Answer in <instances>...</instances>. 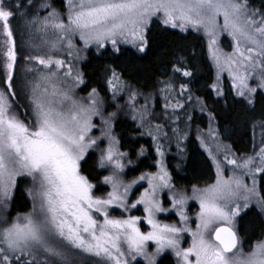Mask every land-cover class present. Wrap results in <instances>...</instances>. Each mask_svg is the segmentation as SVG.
Masks as SVG:
<instances>
[{
    "label": "snow or ice",
    "instance_id": "6c2138e0",
    "mask_svg": "<svg viewBox=\"0 0 264 264\" xmlns=\"http://www.w3.org/2000/svg\"><path fill=\"white\" fill-rule=\"evenodd\" d=\"M40 7L51 10L46 16H33L27 26L45 33L53 30L57 39L51 42V47L55 49L67 41L69 56L73 54L72 37L76 35L85 47L96 44L99 49L110 42L119 52L117 45L123 42L144 52L148 45L147 27L153 17L162 15V23L173 28L179 27L182 31L203 29L208 37L210 57L218 69L217 81L219 73L227 70L236 95L249 105L255 103L257 89H264V12L250 8L248 0H66V16L47 0ZM14 17L11 7L5 0H0V28L5 37L4 87H0V224L5 226L0 228V264H50L48 258H52L51 264H74L70 258L74 251L98 257L104 264H129V257L132 260L143 257L147 264H156V256L165 250L174 253L178 264H264V240L256 241L251 250L245 252L234 230L236 218L241 213L239 200L244 201L243 208L246 209L255 197L258 206L264 209V197L257 192L256 180L253 178L250 188L235 174L236 169H245V174L254 175L255 157L241 158V162L229 159L230 147L217 143L216 153L223 151L224 160L233 166V175L225 178L220 161L211 148H206L216 168V179L204 188L193 185L191 196L184 190L175 189L162 161L157 162L156 173H142L130 183H124L120 177L129 154L119 150L120 141L112 134L116 113L103 115L100 109L103 102L95 88L88 94L87 104L73 98L72 89L83 84L84 79L79 71L73 75L71 64L61 81L65 87H61L56 77L57 72L65 68L64 60L53 59L51 55L28 57L49 70L26 85L30 89L32 126L13 111L12 101L17 95L14 88L17 52L10 20ZM221 32H227L234 41L230 54L223 53L218 47ZM53 67L57 71H52ZM110 71L107 84L115 98L123 90L124 83L114 69ZM172 71L183 77L193 75L187 68H182L179 61ZM253 78L258 80L256 87L249 84ZM69 79L71 86H68ZM164 83L165 89L171 91V83ZM179 87L181 94L188 90L186 84ZM212 87L218 96L222 95L216 84ZM136 96L137 93L132 91L129 100L135 101ZM130 106L135 111L134 105ZM173 107L183 105L177 102ZM146 115L145 107L140 115L141 126ZM95 116L101 118L103 127L100 137L93 138L90 133L96 127L92 123ZM156 128L160 130L159 125ZM105 138L108 147L101 150L98 166L111 168V174L102 181L111 186V191L106 196H96L93 193L95 185L81 173V162L89 150L98 147V141ZM201 144L204 146L203 141ZM143 152L141 148L137 155H143ZM157 152L163 156L159 146ZM256 155L259 164L255 166V172L264 173V147ZM131 163V160L127 161V164ZM22 176L30 177L33 182V188L27 190L33 201L32 210L18 214L9 222L6 213L17 178ZM142 181L147 182V187L129 203L133 187ZM165 189L171 208L163 207L160 199ZM189 199L197 200L200 207L195 231L187 227L189 218L185 208ZM141 205L143 217L115 218L110 215V210L118 209L123 216ZM170 211H174L179 217V225L183 226L161 223L157 219L158 214ZM141 223L150 230L141 231ZM184 233L192 237L187 248L181 247ZM149 242L156 246L153 253L147 251ZM40 253L45 259L37 262L36 256ZM22 257L31 259L22 260Z\"/></svg>",
    "mask_w": 264,
    "mask_h": 264
},
{
    "label": "rangeland",
    "instance_id": "374dc122",
    "mask_svg": "<svg viewBox=\"0 0 264 264\" xmlns=\"http://www.w3.org/2000/svg\"><path fill=\"white\" fill-rule=\"evenodd\" d=\"M27 2L28 0H5V4L10 6L11 8H16L17 5L21 2ZM36 4V12L39 13L40 17L46 16L48 11L51 9H44L41 8L40 5L45 2V0H34ZM48 2V1H47ZM66 0H64V7L62 10L57 9L58 11H61L66 16V7H65ZM250 6V5H249ZM250 8H252L250 6ZM36 16V15H34ZM32 16L25 17L23 20V23L21 25V29L17 32L19 34H14V40H15V46H16V52H17V61L14 68V77H16V83L14 84L15 91L17 92L16 97L20 98V101H18L15 97V99L12 101L13 103V111L19 116L21 120H23L26 124H29V126H32V110L31 105L29 103V93L30 89L26 85L29 81H32L36 78H38L42 73H47L49 70L44 68L43 66L39 65L34 60H28L27 58L30 56H43L47 58L49 55L52 56L53 59H61L65 61V68L61 69L57 72L56 82L60 84L61 87H65L64 84L61 83L64 79V71L66 70L67 66L69 64L73 67V75L76 74L77 71L82 73L81 71V63L86 60L87 52L93 51V52H100L106 48H109L113 51V46L110 42H106L105 46L102 48H97L96 44H91L87 47H85L83 41L79 39V36L76 35L72 37V41L74 44V48L71 49L72 55L69 56L68 52L70 49L67 46V41H64L62 44H58L55 49L51 47V42L55 41L57 39V34L53 30H49L47 33L42 31H37L35 28H30L27 26V21L30 20ZM259 19V17H257ZM157 20L159 21L163 26L173 28L170 25H165L162 23L163 16L158 15L156 17H153L151 21ZM12 21V19L10 20ZM150 21V22H151ZM66 22V21H65ZM219 23H223V18H219ZM150 24V23H149ZM149 27V25H148ZM147 27V30H148ZM177 30H181L179 27L173 28ZM146 30V34H147ZM191 30L199 35H201L205 42L206 47V53L208 60L212 66L213 70V81L211 84V88L216 96V89H214L212 86L216 84L218 88L222 91L223 95V84L226 82L230 88L232 89V92L234 95H236V90L233 87V81L232 78L229 76L227 70L219 73V81H217V74L218 69L214 63V61L210 57L209 49H208V37L204 34L203 29L197 31L192 28H188L186 31ZM182 31V30H181ZM233 45L234 41L232 38L227 34V32H221L218 37V47L221 49L223 53L230 54L233 51ZM130 47L137 50V47L133 46L131 43H123L119 42L117 47L120 49L121 47ZM5 50L4 45L1 47L0 51V62L2 65V69L5 75V71L3 68L4 63V57H3V51ZM77 50L78 52V58H77ZM140 52V51H138ZM52 71H57L54 67ZM84 79V77H83ZM122 81V80H121ZM170 82L172 85V90L169 91L165 89V83L164 82ZM123 82V81H122ZM124 83V88L122 91L118 92L113 98V92L108 87V90L105 94H100L97 91L98 96L102 100V104L100 105L101 112L104 116H107L109 113H116L114 121L117 119H126L133 121L136 126L139 128V131L141 135L145 138H147L150 141L151 145V164L153 165L152 169L143 171L139 174L133 175L130 171V168H132L137 160L141 158H146L147 153L146 149L142 148L144 150L143 155H136L135 158L130 157L128 155L124 163L127 165L124 169L123 174L121 175V179L124 183H130L133 179L139 177L142 173H156L158 171V161H162L163 166L166 168L168 173L170 174V170L168 167V160L172 159L169 157L178 158V156H181L184 150L185 146V140L189 135H192L196 138L198 145L200 148L204 151V153L209 158L212 168H213V180L209 183L212 184L215 182L216 179V168L213 164V161L211 157L208 154V151L206 148H211L213 150V154L216 155L217 160L220 161L221 166L223 168V174L224 177H230L233 175V166L227 164V162L224 160V152L221 151L220 153H216L215 151V145L217 143L221 145H230L224 141L221 136L218 133V130L216 128L215 120L213 116L206 110V108L203 106L202 100L200 98H197L188 88L187 91L183 92L181 94L180 91V85L184 83L174 82L171 77H168L166 79L160 80L156 87L147 92L140 91L131 85ZM258 83V80L253 78L249 81L250 86L256 87ZM72 85V80H68V86ZM0 87H4L0 86ZM93 88H84V83L80 84L72 89V95L73 98L82 101L83 103L87 104L88 100L86 99L88 97V94L91 92ZM164 89V91H161ZM258 91H261L264 93V89H257ZM132 91H135L137 93V96L135 98V101L129 100V95ZM220 95L219 97H222ZM189 96L191 99H189ZM237 96V95H236ZM239 97V96H237ZM242 98V97H241ZM244 99V98H243ZM18 101V103L16 102ZM179 102L183 105V107H173L174 105ZM169 105L167 108L165 105ZM130 105H134L135 111L133 110V107ZM147 108V115L145 120L143 121V126H141V120L140 115L144 108ZM27 113V115H26ZM133 116L136 117V119H133ZM193 116H199L202 117L204 122L202 125L201 122L195 121ZM92 123L96 126L93 128L92 132L90 133V136L93 138L100 137L101 130H102V121L99 116H95L92 119ZM160 126V130L157 131L156 126ZM264 125V124H262ZM260 126L258 128H255L253 131V144H252V150L249 153L246 154H236L232 148L230 147V151L227 153L229 159H237L238 162H241V158L253 156L255 157V164L253 166V173L254 175H248L245 174L247 170L245 169H236L235 174L238 176H241L244 180V182L248 185V187H252L253 178L256 180V189L259 193V180L261 177V172H255V166H258L259 164V157L256 155L261 147H264V126ZM151 133V134H149ZM112 134L119 140L117 132L112 129ZM214 134V135H213ZM155 137V139H153ZM201 141L204 142V146H202ZM159 146L160 151L163 152V156L161 157L157 152V147ZM108 147V140L107 138L98 141V147H95L93 149H90L89 152H94L97 155L98 161L101 154V150L106 149ZM121 152H127L125 150H122L120 147V144L117 146ZM141 149L137 151V153L140 152ZM128 153V152H127ZM129 154V153H128ZM131 160V164H127V161ZM173 160V159H172ZM103 171V177L111 174V168H105L102 169ZM171 176V174H170ZM103 177L97 181L92 182L95 185V188L93 189V193L96 196H106V194L111 191L110 185H104L102 183ZM19 179H23L24 183L22 184L24 193L26 195V199L29 204V209L25 211H19L16 213H12L16 210V205L14 201V196L16 189L14 190L13 199L10 202L9 208L7 210V217L9 219V222L14 219L18 214H26L32 210V203L33 201L28 196V189L33 188V182L30 177L22 176L18 177L17 181ZM172 182V181H171ZM173 184V183H172ZM206 185H195L197 188H204L208 186ZM174 185V184H173ZM147 187V182L142 181L141 184L133 187L131 193L129 194V203L134 202L140 195L141 192H143L144 188ZM17 188V186H16ZM176 190H184L188 196L192 195V186L186 187V188H179L175 186ZM260 195V194H259ZM160 199L162 201L163 207L165 208H171V204L168 199V191L167 189L164 190L160 194ZM241 205V213L245 211L246 209L250 207H254L257 210H260L264 213V209H262L257 204V200L255 197H253L248 203V208H243L244 201L241 199L238 201ZM186 214L188 216V224L187 227L192 229L193 231L196 230V223H197V214L200 211L199 202L195 199H189L188 203L185 208ZM240 213V214H241ZM110 215L115 218H126L128 215L133 216H144L143 212V206H138L137 209H133L129 213H124L123 216L121 214L120 210H110ZM98 219H102L100 217H97ZM238 218V217H237ZM236 218L235 222V228L234 230L236 232L238 228V220ZM157 219L161 223H168V224H178L179 225V217L175 215L174 211L160 213L157 215ZM5 225L0 224V228L4 227ZM183 226V225H179ZM141 231L147 232L150 230L149 226H147L145 223H141L140 225ZM239 236V235H238ZM243 244V249L245 252H248L251 250V245H253L256 241H254L252 244L244 243V241L239 237ZM191 235L189 233H184L182 240H181V247L187 248L191 244ZM264 240V233L261 239ZM258 241V240H257ZM155 244L154 242H149L147 251L149 253L155 252ZM163 253H170L175 261V264H178L177 257L174 255V253L171 250H165L164 252L160 253L156 256V263L159 259V257ZM16 255H19L17 253ZM70 258L74 261V264H104L103 261L100 260V258L95 257L93 255L82 253L79 251H74L70 254ZM31 259V257H22V260H28ZM45 259V256L43 253H40L36 256L37 262H42ZM51 264L52 258H48ZM129 259V264H136L138 262H141L142 264H147V262L144 260L143 257H136L135 260H132L131 257Z\"/></svg>",
    "mask_w": 264,
    "mask_h": 264
},
{
    "label": "trees",
    "instance_id": "16d2710c",
    "mask_svg": "<svg viewBox=\"0 0 264 264\" xmlns=\"http://www.w3.org/2000/svg\"><path fill=\"white\" fill-rule=\"evenodd\" d=\"M47 1L56 9L62 10L64 7V0ZM248 3L252 8L264 12V0H248ZM17 6L19 7L11 8L15 17L10 21L15 34H19L17 32L21 29L25 17L39 15L34 0H31V3L29 0L21 1ZM146 37L148 45L144 52L127 46L121 47L119 52L109 48L100 52H87L86 60L81 63L84 88H95L100 94H105L109 87L107 80L111 76L110 69H114L123 82L143 92L153 90L160 80L171 77L174 82L186 84L187 88L202 100L203 106L215 120L219 135L236 154L249 153L253 148L254 129L264 124V93L257 90L255 103L249 105L245 99L234 95L225 82L222 97L216 96L211 88L213 70L207 57L204 39L194 31L165 27L159 21L153 20L149 24ZM4 39L0 28V51ZM178 61L182 68L192 72L191 77L173 73V65ZM3 79L4 72L0 62V86H3ZM16 79L14 77V81ZM16 99L20 101V98ZM193 117L195 121L202 120L203 125L202 117ZM113 128L118 134L121 149L127 151L130 157L135 158L139 149H146L147 157L137 160L130 168L131 173L136 175L152 169L150 141L141 135L136 124L129 119L119 118L114 121ZM169 158L173 159L168 160V167L174 186L186 188L206 185L213 180L212 164L194 136L189 135L186 138L181 156L177 159ZM81 173L92 182H97L104 176L98 166L96 153L88 152L85 160L81 162ZM260 174L259 194L264 197V173ZM23 183V179L17 181L14 196L17 208L12 213L29 209ZM237 220V233L244 243L252 244L261 239L264 233L263 212L250 207L243 211ZM156 264H175V261L170 253H163Z\"/></svg>",
    "mask_w": 264,
    "mask_h": 264
},
{
    "label": "water",
    "instance_id": "95a60500",
    "mask_svg": "<svg viewBox=\"0 0 264 264\" xmlns=\"http://www.w3.org/2000/svg\"><path fill=\"white\" fill-rule=\"evenodd\" d=\"M237 235H238V233H237ZM239 237V236H238Z\"/></svg>",
    "mask_w": 264,
    "mask_h": 264
}]
</instances>
